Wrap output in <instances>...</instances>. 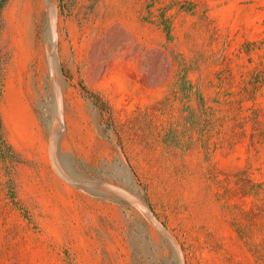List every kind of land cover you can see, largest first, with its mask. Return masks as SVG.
Returning a JSON list of instances; mask_svg holds the SVG:
<instances>
[{
	"label": "rangeland",
	"instance_id": "rangeland-1",
	"mask_svg": "<svg viewBox=\"0 0 264 264\" xmlns=\"http://www.w3.org/2000/svg\"><path fill=\"white\" fill-rule=\"evenodd\" d=\"M37 1L0 28V264H264V0Z\"/></svg>",
	"mask_w": 264,
	"mask_h": 264
},
{
	"label": "trees",
	"instance_id": "trees-1",
	"mask_svg": "<svg viewBox=\"0 0 264 264\" xmlns=\"http://www.w3.org/2000/svg\"><path fill=\"white\" fill-rule=\"evenodd\" d=\"M10 2L11 0H0L1 29H4L7 26V19L5 12ZM10 59H11V50L8 44L4 42V40L1 38V33H0V80L2 84L4 83L5 80L6 70H7V66L9 65ZM63 70L65 73H67L65 69ZM80 85L82 87L84 94L89 98H91L95 102V104L101 108L102 111L111 110L109 102L103 98L101 93L92 90L83 79L80 81ZM5 130L6 128H5L4 119L0 111V137H2L5 143H7L9 149H12V144L8 142L6 135L4 134Z\"/></svg>",
	"mask_w": 264,
	"mask_h": 264
},
{
	"label": "bare ground",
	"instance_id": "bare-ground-1",
	"mask_svg": "<svg viewBox=\"0 0 264 264\" xmlns=\"http://www.w3.org/2000/svg\"><path fill=\"white\" fill-rule=\"evenodd\" d=\"M36 1H37V0H36ZM36 4L38 5V7H40V6H41V1L38 0V1L36 2ZM49 4H50V3H49ZM51 4H52V3H51ZM38 7H37V8H38ZM47 13H48V12H47ZM40 14H41V13H40ZM40 17H41V16H40ZM48 18H49V17H48ZM50 23H51V22H50ZM50 25H52V24H50ZM48 27H49V26H48ZM46 30H47V29H46ZM52 30H53V29H52ZM48 39H49V38H48ZM130 174H131V173H130Z\"/></svg>",
	"mask_w": 264,
	"mask_h": 264
}]
</instances>
